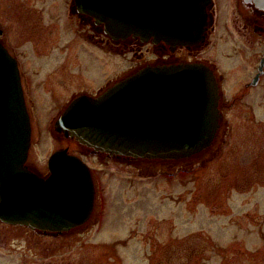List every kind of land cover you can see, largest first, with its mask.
Wrapping results in <instances>:
<instances>
[{
    "label": "rangeland",
    "instance_id": "1",
    "mask_svg": "<svg viewBox=\"0 0 264 264\" xmlns=\"http://www.w3.org/2000/svg\"><path fill=\"white\" fill-rule=\"evenodd\" d=\"M70 4L0 0V27L24 70L33 122L29 163L45 172L50 155L69 147L92 167L95 210L84 228L64 236L0 221V264H264V79L237 98L248 71L242 48L228 52L225 42H242L236 8L218 0L217 32L197 53L220 79L216 141L191 158L152 160L95 155L56 132L55 121L78 92L95 95L136 70L131 54L87 40L94 30ZM258 59L256 52L251 74ZM60 63L63 74H55Z\"/></svg>",
    "mask_w": 264,
    "mask_h": 264
},
{
    "label": "water",
    "instance_id": "2",
    "mask_svg": "<svg viewBox=\"0 0 264 264\" xmlns=\"http://www.w3.org/2000/svg\"><path fill=\"white\" fill-rule=\"evenodd\" d=\"M213 0H74L113 40L192 45L204 40ZM0 32H2L0 30ZM264 60L259 75L264 70ZM258 75V76H259ZM220 86L205 63L147 65L99 96H77L55 130L93 153L183 159L216 140L223 113ZM33 126L18 61L0 40V220L59 233L86 224L95 209L89 165L57 149L44 178L28 165Z\"/></svg>",
    "mask_w": 264,
    "mask_h": 264
},
{
    "label": "flooded vegetation",
    "instance_id": "3",
    "mask_svg": "<svg viewBox=\"0 0 264 264\" xmlns=\"http://www.w3.org/2000/svg\"><path fill=\"white\" fill-rule=\"evenodd\" d=\"M230 6L231 8H234V7L236 8L234 12H237L238 17H239L238 22H241V25L238 27L237 31L239 32V35L241 36L242 42L241 44H237L232 36H231V40H228V41L226 40L225 42H228V44L231 45V48L228 50V52H232V51L234 52V49L236 50L237 46H240L242 48L240 53H242V50H243V53H242L243 55L242 56L241 54L239 55L242 57L243 63L245 64V68L248 71V78L245 80L243 84L242 93L240 94V96L237 97L238 99H240L244 96L249 95L254 88H258V86L261 84V82L264 79V70L259 75V68L261 66L262 60H264V0H229L228 8ZM69 10L71 11L72 14H75L78 17L79 21L82 24L93 28L94 33L92 34L88 33L86 36L87 40L90 39L91 41V38H93V41H94L93 43H95L94 45L99 47V49L103 51L105 50L106 51L108 50L109 52L114 51V52H117L116 54L118 53L131 54L133 56L132 62L134 63V65H136L135 66L136 70L144 66L150 65V64L156 65V64H179V63H184V62H204L208 64L216 73L214 65L209 63L206 60L200 59L197 53L200 52L204 47L208 46L211 43L212 37L217 32V23H218L219 14H220L218 0H213L212 4L208 7L209 24L206 26L204 33H203L204 40L196 44H192L188 46H185V45L174 46L168 43L167 41H163V40L158 41V42H154L153 40L142 41L139 37H134V36H130V37H127L126 39H121V40H112L111 38L106 36V34L104 33L103 26L100 24H97L95 20L88 14L80 13L77 10V8L72 5V0L69 6ZM227 26H228V22L225 23V27ZM230 28L231 27L229 26V30ZM0 29L2 28L0 27ZM2 30L4 31V29ZM3 33L4 32L0 33V39L6 45L5 41L2 39ZM9 51L12 53L14 57H16L14 52H12L10 49ZM256 52H259L258 64H257L255 72L251 74L249 64H250L251 57H253L254 53ZM17 61L20 67L22 84H23V88H24V92L26 96V90H25L26 87H24V76H23L24 70H21L22 68L21 64L19 63L18 59ZM61 63H64V62H61ZM58 66L57 68H59V70L55 71L54 73L56 74L58 73V71H61L63 74L62 70L65 68L64 64H61V66L59 67ZM216 76L220 84V79L217 73H216ZM47 80L51 82L50 74L48 75ZM107 88L98 92L95 95L93 94L91 95L98 96L102 92H104ZM220 88H221V84H220ZM43 91L46 93V90H43ZM80 94H90V93L86 91L78 92L65 105L64 109L69 105V103L74 98H76ZM26 101H27L28 108L31 111L28 100H27V96H26ZM220 106L222 109L223 107L222 90H221ZM59 136L64 137L63 134H59ZM85 148L89 150V148L87 147ZM95 155L109 157V154L107 153L95 154ZM122 157H127V156H117L116 158H122ZM30 166L32 165L30 164ZM38 173L42 177L46 178L49 175V169H47L45 172L40 171ZM7 224H11V223H7ZM11 225L23 226V227L29 228L35 233L42 234V235L64 236V235L73 233L75 230L77 231V230L84 228L87 224L74 228L70 231L63 232V233H59V232L52 231V230L34 229L27 225H19V224H11Z\"/></svg>",
    "mask_w": 264,
    "mask_h": 264
}]
</instances>
